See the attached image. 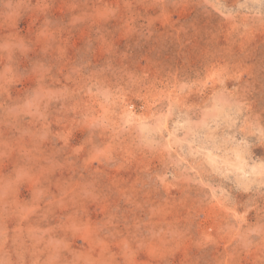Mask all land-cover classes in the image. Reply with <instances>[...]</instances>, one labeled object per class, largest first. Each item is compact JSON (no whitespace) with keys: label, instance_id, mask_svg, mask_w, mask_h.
<instances>
[{"label":"rangeland","instance_id":"rangeland-1","mask_svg":"<svg viewBox=\"0 0 264 264\" xmlns=\"http://www.w3.org/2000/svg\"><path fill=\"white\" fill-rule=\"evenodd\" d=\"M0 264H264V0H0Z\"/></svg>","mask_w":264,"mask_h":264}]
</instances>
